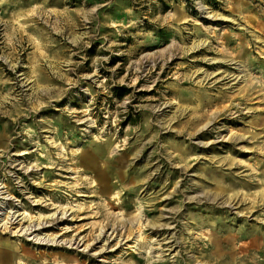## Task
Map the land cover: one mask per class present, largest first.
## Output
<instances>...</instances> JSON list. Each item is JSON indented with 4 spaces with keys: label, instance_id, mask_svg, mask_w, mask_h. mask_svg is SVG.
Wrapping results in <instances>:
<instances>
[{
    "label": "rangeland",
    "instance_id": "obj_1",
    "mask_svg": "<svg viewBox=\"0 0 264 264\" xmlns=\"http://www.w3.org/2000/svg\"><path fill=\"white\" fill-rule=\"evenodd\" d=\"M0 264H264V0H0Z\"/></svg>",
    "mask_w": 264,
    "mask_h": 264
},
{
    "label": "bare ground",
    "instance_id": "obj_2",
    "mask_svg": "<svg viewBox=\"0 0 264 264\" xmlns=\"http://www.w3.org/2000/svg\"><path fill=\"white\" fill-rule=\"evenodd\" d=\"M13 222V221H12ZM42 223L39 221V222H37V224H36V226H35V224H30L29 223V225H27L26 227H24L23 229L22 228H20L19 229V231L20 230H22V232L24 233V234H27V235H30V234H32L33 232H35V230H39L40 228H42V226H44V225H41ZM37 240V239H36ZM35 240V241H36ZM44 240V239H43ZM51 240H53V241H55L53 238L51 239ZM37 242H40V240H38Z\"/></svg>",
    "mask_w": 264,
    "mask_h": 264
}]
</instances>
